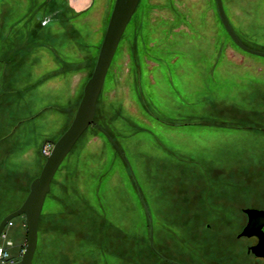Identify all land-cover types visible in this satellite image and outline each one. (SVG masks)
Here are the masks:
<instances>
[{
  "label": "rangeland",
  "instance_id": "374dc122",
  "mask_svg": "<svg viewBox=\"0 0 264 264\" xmlns=\"http://www.w3.org/2000/svg\"><path fill=\"white\" fill-rule=\"evenodd\" d=\"M115 0H0V219L18 209L71 124ZM264 52V0H222ZM215 0H140L95 122L129 161L154 247L179 264H264L240 236L264 211V58L239 49ZM90 126L57 170L35 264H165L129 168ZM16 255L24 217L4 229Z\"/></svg>",
  "mask_w": 264,
  "mask_h": 264
},
{
  "label": "water",
  "instance_id": "95a60500",
  "mask_svg": "<svg viewBox=\"0 0 264 264\" xmlns=\"http://www.w3.org/2000/svg\"><path fill=\"white\" fill-rule=\"evenodd\" d=\"M139 2L140 0L114 1L104 37L99 47V53L93 73L83 88V94L71 124L57 141L44 142L43 147H45L48 143L52 145V148L50 150V153L46 155L45 163L38 177L33 179L30 183L29 192L20 207L15 211L7 214L0 221L1 236V234L4 232V229L9 223H11L13 219L20 216L24 217L27 240L23 249L20 264H33V256L37 247L38 240V225L46 196L50 192L51 182L64 159L73 149L84 132L92 125L96 126L97 129L107 137L108 141H110L116 147V150L119 152L118 154L121 155L123 161L128 166L133 178L132 180L134 181V184L136 186L139 199L149 222V246H151L155 251L152 243L153 236L151 233V213L147 206H145L146 204L143 200L137 181L134 180L135 177L131 171L129 161L123 154H121V151L111 140L108 134L105 133L103 129H101L95 122L97 102L104 85L107 72L109 70L111 62L113 61V57L116 53L120 40L123 34H125L124 32L132 16L134 15ZM215 5L220 23L224 28L223 30L226 31L227 35L232 40V43H234L239 49L248 54L264 58V52H259L257 50L248 48L240 41L227 20L222 0H215ZM244 213L248 217V222L243 231L240 233V236L257 237L258 244L251 247V251L256 257L264 258V211L246 209L244 210ZM160 258L171 264H178L169 259H165L163 256H160Z\"/></svg>",
  "mask_w": 264,
  "mask_h": 264
},
{
  "label": "built area",
  "instance_id": "2783aa9c",
  "mask_svg": "<svg viewBox=\"0 0 264 264\" xmlns=\"http://www.w3.org/2000/svg\"><path fill=\"white\" fill-rule=\"evenodd\" d=\"M7 226H11V223ZM11 247V243L6 240V233L3 232L0 236V264H20L23 249L13 255L10 250Z\"/></svg>",
  "mask_w": 264,
  "mask_h": 264
},
{
  "label": "trees",
  "instance_id": "16d2710c",
  "mask_svg": "<svg viewBox=\"0 0 264 264\" xmlns=\"http://www.w3.org/2000/svg\"><path fill=\"white\" fill-rule=\"evenodd\" d=\"M97 129V128H96ZM101 129H103L102 127H101ZM97 131H99L98 129H97ZM103 131H104V129H103ZM100 132V131H99ZM105 132V131H104ZM85 133V132H84ZM106 133V132H105ZM108 134V133H107ZM108 136H110L109 134H108ZM77 144V143H76ZM75 144V145H76ZM114 146V145H113ZM115 147V146H114ZM74 148V147H73ZM115 149H116V147H115ZM73 150V149H72ZM71 150V151H72ZM70 151V152H71ZM69 155V154H68ZM67 155V156H68ZM66 159V158H65ZM64 159V160H65ZM63 163V162H62ZM125 163V162H124ZM126 164V163H125ZM127 166V165H126ZM128 167V166H127ZM60 168V167H59ZM130 172V171H129ZM131 174V173H130ZM132 177V176H131ZM53 181V180H52ZM133 181V180H132ZM52 183V182H51ZM133 184H134V181H133ZM134 187H135V190H136V193H137V189H136V186H135V184H134ZM137 197H138V200H139V203H140V205H141V207H142V209H143V206H142V204H141V201H140V199H139V196H138V193H137ZM143 197V196H142ZM143 200H144V198H143ZM145 202V201H144ZM146 204V203H145ZM146 206V205H145ZM19 208V207H18ZM148 208V207H147ZM143 211H144V209H143ZM144 213H145V211H144ZM8 214V212L6 213V214H4V216H2L1 217V219H0V221L6 216ZM151 217H152V215H151ZM145 218H146V220H147V223H148V234H150L149 232H150V226H149V222H148V219H147V216H146V214H145ZM40 222V221H39ZM38 227H39V225H38ZM152 236H153V240H152V243H153V248L155 249V251L152 249V247L151 246H149L150 244H149V238H148V249L150 250L149 252H151L152 253V255H154V256H156L157 258H159L163 263H165V264H171V263H169V262H167V261H165V260H163V259H161L160 258V256H162V255H160L159 256V253L157 252V250H156V248L154 247V235H153V219H152ZM26 237H27V233H26ZM26 240H27V238H26ZM24 247H25V245H23L22 246V249H24ZM35 255H36V250H35V253H34V256H33V264H35V261H34V259H35ZM163 257L165 258V259H169V258H167L166 256H164L163 255ZM169 260H172V259H169ZM178 263V262H177ZM179 264V263H178Z\"/></svg>",
  "mask_w": 264,
  "mask_h": 264
},
{
  "label": "flooded vegetation",
  "instance_id": "af4514ba",
  "mask_svg": "<svg viewBox=\"0 0 264 264\" xmlns=\"http://www.w3.org/2000/svg\"><path fill=\"white\" fill-rule=\"evenodd\" d=\"M243 214H244V216L246 217V223H245V225H244V227H245V226L247 225V222H248V217H247V215L244 213V211H243ZM244 227H243V229H244ZM243 229L241 230V232L243 231ZM263 231H264V227H263ZM241 237L246 238V239L254 238V239H256V241H255V242H256L255 245L258 244V239H257V237H255V236H252V237L241 236ZM255 245H252V246L248 247V253L254 255V254L252 253V251H251V247H253V246H255ZM254 258H255V259H258V260H264V258H262V257H256L255 255H254Z\"/></svg>",
  "mask_w": 264,
  "mask_h": 264
}]
</instances>
